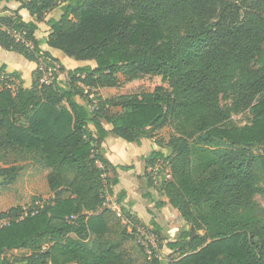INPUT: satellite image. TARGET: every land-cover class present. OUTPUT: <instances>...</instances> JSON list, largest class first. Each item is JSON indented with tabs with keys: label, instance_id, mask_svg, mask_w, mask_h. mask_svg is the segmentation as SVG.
<instances>
[{
	"label": "trees",
	"instance_id": "obj_1",
	"mask_svg": "<svg viewBox=\"0 0 264 264\" xmlns=\"http://www.w3.org/2000/svg\"><path fill=\"white\" fill-rule=\"evenodd\" d=\"M16 1L36 21L19 11L0 15V45L38 66L40 58L59 62L36 31L60 7V19L45 21L47 44L95 63L68 69L67 83H41L37 67L29 88L0 67V160L9 153L38 160L53 192L27 213L21 206L0 213V264H13L7 251L24 249L20 264H264V233L246 217L262 208L255 196L264 194V0ZM119 86L154 89L117 102L94 91ZM112 106L120 112L110 114ZM241 112L249 123L231 120ZM164 127L172 130L167 152L153 151L147 165L169 162L163 193L189 228L167 243L169 258H149L142 246L138 259L127 247L134 233L102 208L118 179L108 176L101 145L111 133L134 142ZM60 166L74 173L68 186ZM16 168L0 167V175ZM125 198L118 193L122 215L143 225ZM153 226L158 236L162 227Z\"/></svg>",
	"mask_w": 264,
	"mask_h": 264
},
{
	"label": "crops",
	"instance_id": "obj_2",
	"mask_svg": "<svg viewBox=\"0 0 264 264\" xmlns=\"http://www.w3.org/2000/svg\"><path fill=\"white\" fill-rule=\"evenodd\" d=\"M15 11H19L26 22L36 21V17L31 15L27 8H22L19 1L0 0V15H9ZM62 14L63 12L60 7L47 12L45 20L37 22L39 28L36 31V37L40 40L42 48L58 58L60 64L66 62L70 64L71 59L66 57L68 56L67 54L47 44L50 27L45 21L51 18L60 19ZM39 31L44 32L42 35L44 42L37 35ZM80 62H82L80 65L90 64L87 63L88 60H80ZM2 66H5L4 73L7 76L11 75V80H13L14 84L17 85L20 81L13 75L16 72L24 81L25 87H32L35 80L34 70L38 67L35 62L28 60L19 52L7 50L0 45V67ZM103 123L107 129H111L110 124L107 122ZM159 139H161L159 135L154 137L144 135L139 141L129 142L117 134L111 133L101 145V152L110 162L108 176L110 178L117 177L118 179L116 185H111L113 194H118L121 191L126 192L125 205L143 226L153 225L154 223L160 224L163 220H170L166 216L178 213L167 202V198L163 192L162 196H160L156 187L157 182L154 183L152 178H150V176H153V179L156 181V168L164 160L158 159L155 165L150 167L147 165L148 156L153 151H163L167 147L168 140L166 143L161 144ZM59 170L63 174L64 185L68 186L74 177L73 171L64 166H60ZM52 195L53 192L51 191L48 198ZM108 195L111 194L107 192V198H109ZM156 201H163L165 204L162 207H158L156 206Z\"/></svg>",
	"mask_w": 264,
	"mask_h": 264
},
{
	"label": "rangeland",
	"instance_id": "obj_3",
	"mask_svg": "<svg viewBox=\"0 0 264 264\" xmlns=\"http://www.w3.org/2000/svg\"><path fill=\"white\" fill-rule=\"evenodd\" d=\"M42 32V33H41ZM43 31L37 32V35L44 42L42 35ZM68 59H71V63H61V71L59 73V79L68 82L67 71L68 69H74L75 67L82 64L80 60H77L73 57L66 56ZM87 63L94 64V61L88 60ZM154 89L153 86H145L142 88H130L127 86H119L115 88H101L94 90L97 95H101L106 99H114V101H119L121 96L130 95L133 93H140L142 91H152ZM96 94H91L88 99H92L96 102L97 97ZM79 100L81 98L78 97ZM232 101L227 99H222L223 104H230ZM119 106H112L108 108V112L110 114L116 115L120 112ZM231 120L239 125L247 124L251 121V116L248 112H241L237 114H233ZM106 123V121L104 120ZM159 137H161L162 143H166V141L171 137L172 130L170 127H164L162 130L158 132ZM167 152V149H164ZM256 152H261L260 148L255 149ZM0 167H17L12 174L0 175V213L4 211H8L12 207L21 206L23 208H29L35 205H39L38 203L44 201V199L48 198L51 193V190L48 185V173L49 169H46L42 163L33 158L21 159L15 156L13 153H9L5 159L0 160ZM152 180L156 183V187L158 188V192L160 196H162L163 185L166 182L168 177V165L165 163L160 167L159 171L156 174V181L153 179V176H150ZM108 195L110 198V204H118V194L110 193ZM255 199L261 205V209H249L246 213L247 220L256 222L264 233V194H256ZM174 209V208H173ZM179 213V212H178ZM171 214L166 217H169L170 220H163L160 225L162 227L161 232L158 234L160 241L158 242L156 249V254L161 259H167L170 257L172 251L168 248L167 243L172 240L178 239L180 233L189 228V225L183 219L181 214L179 213ZM203 213V212H202ZM160 220V219H159ZM5 221H1V223H5ZM128 227L127 224L123 223ZM149 228H153L154 226L150 224L147 226ZM129 229V227H128ZM204 233L205 230L200 231ZM127 247L130 248L131 253L138 257V259L143 258V253L141 251L142 245L137 241V239L128 242ZM28 250H10L7 251L4 256L11 260L13 264H20L22 258L28 253Z\"/></svg>",
	"mask_w": 264,
	"mask_h": 264
},
{
	"label": "built area",
	"instance_id": "obj_4",
	"mask_svg": "<svg viewBox=\"0 0 264 264\" xmlns=\"http://www.w3.org/2000/svg\"><path fill=\"white\" fill-rule=\"evenodd\" d=\"M13 34L17 39H23V36L19 32L13 31ZM38 67L42 72V77L40 79L41 83L50 84L59 78L58 75L61 71V64L59 62H50L43 58H40ZM164 163L168 165V179H170L172 171L168 161L163 160L162 163L157 166L156 174L159 171L160 167H162L161 165H163ZM38 204V206L42 207L43 201ZM102 208L112 209L117 213L119 217L123 219V223L127 224L129 227V231L134 233L135 239H137V241L144 247L145 252L149 255V258L155 253V247L157 246L159 239L158 236L153 232L152 228L143 226L137 222H132L130 219L123 216L119 204L111 205L109 198H107L106 201L103 203ZM27 210L28 208H24L25 213H27ZM75 218L76 216L73 215L71 217V220Z\"/></svg>",
	"mask_w": 264,
	"mask_h": 264
}]
</instances>
